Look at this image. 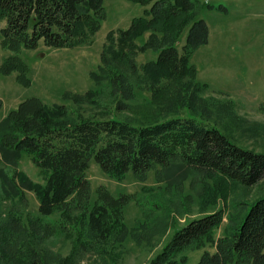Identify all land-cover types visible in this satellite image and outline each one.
I'll use <instances>...</instances> for the list:
<instances>
[{
    "label": "trees",
    "instance_id": "16d2710c",
    "mask_svg": "<svg viewBox=\"0 0 264 264\" xmlns=\"http://www.w3.org/2000/svg\"><path fill=\"white\" fill-rule=\"evenodd\" d=\"M133 1L145 6L143 14L134 16L127 28L120 29L115 40L114 32H108L109 43L98 66L100 71L92 73L94 78L108 77L116 87L121 84L123 73L115 66L124 65L133 73L138 72L135 55L151 50L156 58L144 63L142 71L144 80L152 85L153 101L168 102L165 106L173 101L175 107L185 103L179 88H174L178 95L166 97L167 87L159 83L185 76L196 79L198 70L191 63V55L209 42L210 28L202 11L204 6L212 5L200 0ZM106 17L104 0H0V19L5 20L0 28V43L15 53L5 58L1 71H18V80L28 85V64L19 55L23 48L34 49L41 42L57 48L74 47L90 40ZM184 33L186 42L181 51L177 44ZM145 34L147 40L138 44L137 39ZM205 86L206 83L202 85ZM193 90L188 99L191 107L197 98L196 88ZM68 113L66 105L56 103L51 107L35 96L11 110L0 121L1 158L16 169L27 153L36 165L48 170V177L45 184L34 183L20 171L23 186H19L14 177L3 170L1 173L8 193L18 195L25 188L36 191L42 215L51 216L60 209L59 227L67 232L70 220L79 221L94 244L104 246L111 238L115 243L127 239L130 230L124 207L131 195L115 196L100 186L97 199H92L87 176L92 161L117 179L129 171L144 178L152 167H168L175 159L200 170L204 177L218 174L221 181L209 185L203 198L205 206L216 203L221 196L226 198L221 187L226 181L249 187L264 179L263 152L238 146L218 128L207 126L196 117L175 115L141 124L114 117L75 120ZM74 210L79 213H73ZM227 219L223 235L216 238L214 231L222 224L224 211L204 210V214L176 229L150 264H186L188 258H178L177 254L206 243L214 245L216 251L205 252L197 264H264V196L252 202L244 214L229 213ZM51 232L53 225L46 228V234ZM22 244L19 238L11 240L7 234H1L0 259L14 255L18 260L23 254L29 264H51L47 254L34 244L26 248ZM8 249L14 254L9 255Z\"/></svg>",
    "mask_w": 264,
    "mask_h": 264
},
{
    "label": "rangeland",
    "instance_id": "374dc122",
    "mask_svg": "<svg viewBox=\"0 0 264 264\" xmlns=\"http://www.w3.org/2000/svg\"><path fill=\"white\" fill-rule=\"evenodd\" d=\"M104 1L107 17L90 40L69 48L41 42L37 48H23L19 52L28 64V85L18 80V71L5 74L0 69V121L27 98L35 96L51 107L56 103L66 105L69 116L75 120L114 117L147 124L175 115L193 116L218 128L238 146L264 153V0H200L212 7L204 6L202 11L210 27L209 42L191 55L197 77L191 80L185 76L173 82L163 79L159 83L167 87L166 97L178 95L174 88H179V96L187 101L176 107L173 101L165 106L168 102L157 103L152 99V85L144 80L142 71L144 63L156 58L151 50L135 55L138 72L133 73L124 65L115 66L124 78L116 87L108 77L94 78L92 73L100 71L98 66L109 43L108 32H114L115 40L119 30L127 28L132 18L142 15L145 9L133 0ZM4 25L5 20L0 19V28ZM147 37L145 34L137 43H143ZM185 42L186 33L177 44L181 51ZM12 54L15 53L0 43V67ZM205 83L207 86L202 87ZM194 87L197 98L191 107L188 99ZM1 170L14 177L19 186L23 184L18 172H24L34 183L45 184L48 170L36 165L27 153L16 169L0 155V235L7 234L11 240L19 238L24 248L34 244L47 254L51 264H150L175 230L204 214V210L224 211V220L214 231L218 238L224 233L229 213L244 214L252 202L264 196V179L249 187L226 181L221 186L226 198L221 196L216 203L205 206L203 198L210 190L209 185L221 181L218 174L204 177L200 170L175 159L168 167H152L144 178L129 171L117 179L92 161L87 170L92 199H97L100 186L115 196L131 195L124 207L129 236L116 243L111 238L103 246L94 244L79 221L70 220L67 232L59 227L60 209L51 216L42 215L36 191L25 188L18 195L8 193ZM78 210L73 213L78 214ZM51 225L54 232L46 234ZM207 251L214 253L216 247L211 243L200 248L188 247L177 257L186 256V264H197ZM24 258L23 254L18 260L14 255L1 257L0 264H29Z\"/></svg>",
    "mask_w": 264,
    "mask_h": 264
},
{
    "label": "crops",
    "instance_id": "0c3cea01",
    "mask_svg": "<svg viewBox=\"0 0 264 264\" xmlns=\"http://www.w3.org/2000/svg\"><path fill=\"white\" fill-rule=\"evenodd\" d=\"M205 2H206V0H205ZM210 28V27H209Z\"/></svg>",
    "mask_w": 264,
    "mask_h": 264
}]
</instances>
